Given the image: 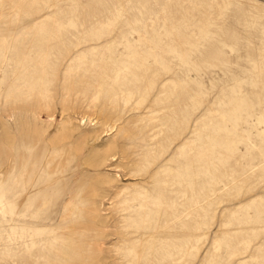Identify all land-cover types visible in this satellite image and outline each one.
Wrapping results in <instances>:
<instances>
[{
    "label": "rangeland",
    "instance_id": "374dc122",
    "mask_svg": "<svg viewBox=\"0 0 264 264\" xmlns=\"http://www.w3.org/2000/svg\"><path fill=\"white\" fill-rule=\"evenodd\" d=\"M0 10V264H264V0Z\"/></svg>",
    "mask_w": 264,
    "mask_h": 264
},
{
    "label": "bare ground",
    "instance_id": "6f19581e",
    "mask_svg": "<svg viewBox=\"0 0 264 264\" xmlns=\"http://www.w3.org/2000/svg\"><path fill=\"white\" fill-rule=\"evenodd\" d=\"M2 14H3V10H0V18H1ZM1 195H3V194H1Z\"/></svg>",
    "mask_w": 264,
    "mask_h": 264
}]
</instances>
